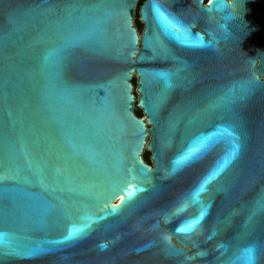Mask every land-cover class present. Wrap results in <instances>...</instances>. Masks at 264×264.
Here are the masks:
<instances>
[{
    "label": "water",
    "instance_id": "water-1",
    "mask_svg": "<svg viewBox=\"0 0 264 264\" xmlns=\"http://www.w3.org/2000/svg\"><path fill=\"white\" fill-rule=\"evenodd\" d=\"M139 1L0 0V264H264V0Z\"/></svg>",
    "mask_w": 264,
    "mask_h": 264
},
{
    "label": "rangeland",
    "instance_id": "rangeland-1",
    "mask_svg": "<svg viewBox=\"0 0 264 264\" xmlns=\"http://www.w3.org/2000/svg\"><path fill=\"white\" fill-rule=\"evenodd\" d=\"M141 4H142V3H141ZM141 4H140V5H141ZM137 9H138V8H137ZM134 25H135V27H138V29H139V34L141 35L142 30H143V25L138 21V18H137V17H136V19H135V21H134ZM132 81H133V87H134V92H135V90H136V88H137V79L134 77ZM135 96L138 97L137 94H135ZM141 114H142V112H141ZM142 117H143V114H142ZM144 154H146L147 156H150V153H149V152H146V151H145Z\"/></svg>",
    "mask_w": 264,
    "mask_h": 264
},
{
    "label": "flooded vegetation",
    "instance_id": "flooded-vegetation-1",
    "mask_svg": "<svg viewBox=\"0 0 264 264\" xmlns=\"http://www.w3.org/2000/svg\"><path fill=\"white\" fill-rule=\"evenodd\" d=\"M207 1H209V0H207ZM207 1H206V2H207ZM142 2H143L142 0H140V1L138 2L137 8L140 6V4H141ZM137 12H138V9H136V13H137ZM136 17L138 18L137 15H136ZM136 17H135V19H136ZM136 28H137V30H138V32H139L138 27H136ZM135 115H136V114H135ZM144 153H145V151H144ZM144 153H143V155H142V158H143L144 163L152 168L153 166H152V161H151V152H149V153H150V156H147V155L144 154Z\"/></svg>",
    "mask_w": 264,
    "mask_h": 264
},
{
    "label": "trees",
    "instance_id": "trees-1",
    "mask_svg": "<svg viewBox=\"0 0 264 264\" xmlns=\"http://www.w3.org/2000/svg\"><path fill=\"white\" fill-rule=\"evenodd\" d=\"M132 84H133V81H132ZM134 113L136 114V116L138 118H141L142 117L141 111L138 108H136V107L134 109Z\"/></svg>",
    "mask_w": 264,
    "mask_h": 264
},
{
    "label": "bare ground",
    "instance_id": "bare-ground-1",
    "mask_svg": "<svg viewBox=\"0 0 264 264\" xmlns=\"http://www.w3.org/2000/svg\"><path fill=\"white\" fill-rule=\"evenodd\" d=\"M139 36H140V34H139ZM139 46H140V45H139ZM134 77L136 78V75H135V74L133 75V78H134ZM133 78H132V80H133ZM134 94H137L136 90H135ZM137 95H138V94H137ZM137 98H138V97H136L135 107L137 106ZM148 141H149V138H148ZM144 151H146V148L144 149ZM143 153H144V152H143Z\"/></svg>",
    "mask_w": 264,
    "mask_h": 264
},
{
    "label": "snow or ice",
    "instance_id": "snow-or-ice-1",
    "mask_svg": "<svg viewBox=\"0 0 264 264\" xmlns=\"http://www.w3.org/2000/svg\"><path fill=\"white\" fill-rule=\"evenodd\" d=\"M230 134V133H229ZM250 251V250H249Z\"/></svg>",
    "mask_w": 264,
    "mask_h": 264
},
{
    "label": "built area",
    "instance_id": "built-area-1",
    "mask_svg": "<svg viewBox=\"0 0 264 264\" xmlns=\"http://www.w3.org/2000/svg\"><path fill=\"white\" fill-rule=\"evenodd\" d=\"M207 1V0H206Z\"/></svg>",
    "mask_w": 264,
    "mask_h": 264
}]
</instances>
